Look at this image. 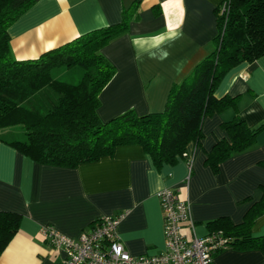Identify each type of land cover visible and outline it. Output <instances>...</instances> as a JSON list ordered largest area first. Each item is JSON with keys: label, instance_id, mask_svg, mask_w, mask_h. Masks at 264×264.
<instances>
[{"label": "crops", "instance_id": "1", "mask_svg": "<svg viewBox=\"0 0 264 264\" xmlns=\"http://www.w3.org/2000/svg\"><path fill=\"white\" fill-rule=\"evenodd\" d=\"M222 2L37 0L10 27V47L17 60L35 59L120 23L135 4L127 32L101 49L115 74L99 95L97 113L103 122L129 110L139 116L158 113L172 85L213 50L216 12ZM161 36L164 39L157 43ZM214 95L236 98L238 115L249 127L264 123V57L231 69ZM234 115L232 108L206 115L202 138L188 146L187 160L160 168L139 145L119 146L112 155L69 168L40 164L0 142V212L21 216L17 233L0 253V264H62L63 253L40 234V227L49 225L78 239L98 218L119 214L123 218L117 233L125 250L132 256L158 254L163 250L159 194L164 189L189 201L199 237L210 233L208 224L219 218L241 224L248 210L264 198V129L251 148L216 170L206 163L216 140L226 137L220 125ZM7 131L0 135L7 136ZM181 233L192 237L186 223ZM251 234L264 235V213ZM212 264H264V253L227 248L214 255Z\"/></svg>", "mask_w": 264, "mask_h": 264}, {"label": "trees", "instance_id": "2", "mask_svg": "<svg viewBox=\"0 0 264 264\" xmlns=\"http://www.w3.org/2000/svg\"><path fill=\"white\" fill-rule=\"evenodd\" d=\"M37 0H0V135L4 143L43 165L74 168L112 155L119 146L139 145L156 168L188 158L190 144H199L206 115L232 108L234 117L220 125L226 133L206 156L214 170L233 155L251 148L264 123L249 127L238 115L237 99H220L215 91L225 75L242 63L264 57V0H228L216 12L213 50L180 83L172 85L163 111L139 116L129 110L103 122L98 117L99 95L115 74L101 54L109 42L125 34L135 4L121 22L80 36L35 59L12 55L9 29ZM74 74L70 80L62 79ZM59 76V77H58ZM264 213V198L246 213L243 222L227 218L210 222L227 248L264 253V235L251 229ZM21 216L0 212V253L17 233Z\"/></svg>", "mask_w": 264, "mask_h": 264}, {"label": "built area", "instance_id": "3", "mask_svg": "<svg viewBox=\"0 0 264 264\" xmlns=\"http://www.w3.org/2000/svg\"><path fill=\"white\" fill-rule=\"evenodd\" d=\"M227 2L223 0L220 6L222 14ZM159 201L163 250L155 255L132 256L125 250L117 233L123 214L98 218L78 239L68 238L49 225L40 227L39 232L54 249L63 253L62 264H212L214 255L227 249L228 241L220 232L201 237L194 233L188 200L179 199L172 189H164ZM184 223L191 230V239L181 233Z\"/></svg>", "mask_w": 264, "mask_h": 264}, {"label": "rangeland", "instance_id": "4", "mask_svg": "<svg viewBox=\"0 0 264 264\" xmlns=\"http://www.w3.org/2000/svg\"><path fill=\"white\" fill-rule=\"evenodd\" d=\"M220 14H222V13H221V8H220ZM56 75H59L62 79H66V80H69V79L71 80V79L74 77V74L69 75L68 77H67V76L64 77L63 74H56ZM59 76H58V77H59ZM4 129H5V128H4ZM6 130H9V131H7V134H9V132L12 133V129L10 130V129L8 128V129H5V131H6ZM5 131H3V129H0V134L4 133Z\"/></svg>", "mask_w": 264, "mask_h": 264}, {"label": "clouds", "instance_id": "5", "mask_svg": "<svg viewBox=\"0 0 264 264\" xmlns=\"http://www.w3.org/2000/svg\"><path fill=\"white\" fill-rule=\"evenodd\" d=\"M163 39H164V37H162V36H161V37H158V38H157V43H159V42L162 41Z\"/></svg>", "mask_w": 264, "mask_h": 264}]
</instances>
